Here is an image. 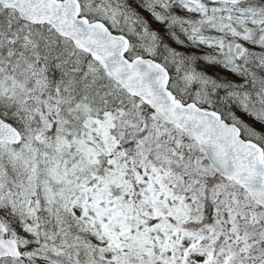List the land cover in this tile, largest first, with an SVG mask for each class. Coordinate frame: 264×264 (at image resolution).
<instances>
[{
  "label": "snow or ice",
  "instance_id": "1",
  "mask_svg": "<svg viewBox=\"0 0 264 264\" xmlns=\"http://www.w3.org/2000/svg\"><path fill=\"white\" fill-rule=\"evenodd\" d=\"M0 264H264V0H0Z\"/></svg>",
  "mask_w": 264,
  "mask_h": 264
}]
</instances>
